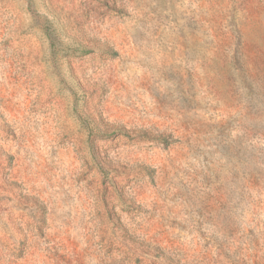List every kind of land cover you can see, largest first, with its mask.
Returning a JSON list of instances; mask_svg holds the SVG:
<instances>
[{
    "label": "rangeland",
    "instance_id": "1",
    "mask_svg": "<svg viewBox=\"0 0 264 264\" xmlns=\"http://www.w3.org/2000/svg\"><path fill=\"white\" fill-rule=\"evenodd\" d=\"M0 264H264V0H0Z\"/></svg>",
    "mask_w": 264,
    "mask_h": 264
}]
</instances>
